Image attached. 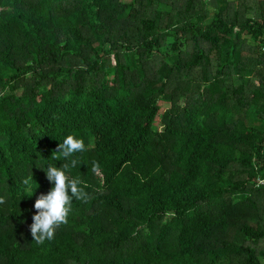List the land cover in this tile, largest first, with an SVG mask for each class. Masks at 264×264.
<instances>
[{"label": "trees", "instance_id": "obj_1", "mask_svg": "<svg viewBox=\"0 0 264 264\" xmlns=\"http://www.w3.org/2000/svg\"><path fill=\"white\" fill-rule=\"evenodd\" d=\"M0 92V264H264V0H0ZM70 134L90 198L38 245Z\"/></svg>", "mask_w": 264, "mask_h": 264}, {"label": "clouds", "instance_id": "obj_2", "mask_svg": "<svg viewBox=\"0 0 264 264\" xmlns=\"http://www.w3.org/2000/svg\"><path fill=\"white\" fill-rule=\"evenodd\" d=\"M86 146L82 138H77L74 134L67 135L53 151L52 158L60 160L70 159V164L65 163L60 167L49 165L45 171L46 179L51 187L46 195L41 194L35 201L33 207L36 213L32 216V223L29 226L33 241L42 245L46 241L54 239L55 232L62 225L68 223V217L72 212L73 200L87 202L90 198L86 189L87 183L79 176L72 177L69 168L78 164V159L74 158L77 153L85 152ZM91 171L97 172L100 165L97 161H92ZM33 175H29L22 181V192L26 196L33 195L32 182ZM5 200L0 197V204Z\"/></svg>", "mask_w": 264, "mask_h": 264}, {"label": "rangeland", "instance_id": "obj_3", "mask_svg": "<svg viewBox=\"0 0 264 264\" xmlns=\"http://www.w3.org/2000/svg\"><path fill=\"white\" fill-rule=\"evenodd\" d=\"M165 105V104H164ZM167 106V105H166Z\"/></svg>", "mask_w": 264, "mask_h": 264}, {"label": "water", "instance_id": "obj_4", "mask_svg": "<svg viewBox=\"0 0 264 264\" xmlns=\"http://www.w3.org/2000/svg\"><path fill=\"white\" fill-rule=\"evenodd\" d=\"M0 94H1V92H0Z\"/></svg>", "mask_w": 264, "mask_h": 264}]
</instances>
